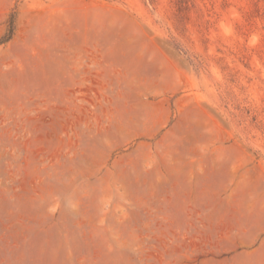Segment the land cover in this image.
<instances>
[{
  "label": "rangeland",
  "instance_id": "rangeland-1",
  "mask_svg": "<svg viewBox=\"0 0 264 264\" xmlns=\"http://www.w3.org/2000/svg\"><path fill=\"white\" fill-rule=\"evenodd\" d=\"M0 264H264V0H0Z\"/></svg>",
  "mask_w": 264,
  "mask_h": 264
}]
</instances>
